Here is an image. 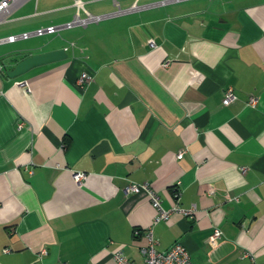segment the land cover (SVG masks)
<instances>
[{
  "label": "crops",
  "instance_id": "0c3cea01",
  "mask_svg": "<svg viewBox=\"0 0 264 264\" xmlns=\"http://www.w3.org/2000/svg\"><path fill=\"white\" fill-rule=\"evenodd\" d=\"M33 1L0 16V39L57 28L0 44V264H114L118 251L144 264L147 228L192 264H264V0H85L100 19L70 29L74 0ZM60 49L66 60L6 76ZM128 184L193 217L153 223Z\"/></svg>",
  "mask_w": 264,
  "mask_h": 264
},
{
  "label": "built area",
  "instance_id": "2783aa9c",
  "mask_svg": "<svg viewBox=\"0 0 264 264\" xmlns=\"http://www.w3.org/2000/svg\"><path fill=\"white\" fill-rule=\"evenodd\" d=\"M25 0H0V16L5 14L6 12L14 9L17 5L24 2ZM74 6L76 7L77 14L74 18V20L71 23H67L64 28L70 29L75 25L79 26H86L89 22L98 21L100 18L90 15L88 12H86L83 8L82 0H74ZM82 11L86 18L81 19L78 16V13ZM57 31V28L55 27H48L45 29H38L32 34L24 33L20 36H9L6 39H0V44L4 42H15L18 39H27L30 36H43L45 34H54ZM148 45L150 48H156V45L153 41H149ZM168 64H165L164 66H167ZM1 72V68H0ZM90 78L88 76H82L79 78L78 82L82 84L83 82L88 81ZM17 85L22 87L26 92H29V89L25 82H16ZM236 100V96L234 95L232 89H227L224 92V96L222 99L223 106L227 107L231 103H233ZM247 105L251 108H254L256 105V98L253 96H250ZM185 154V150L180 151L176 155V159L179 160L183 157ZM73 180L77 183H80L82 180H85L86 175L84 173H74L73 174ZM143 192L146 197L148 198L151 207L155 210L156 214L154 217V222L157 223L159 221H166L169 219L170 216L177 214L182 217H193V214L195 212V208L191 207L189 209H183L177 204L172 206L170 209L165 210L161 207L160 199L155 192V190L149 185V184H128L126 188L124 189V194H130V193H140ZM179 191L175 188L174 197L175 199H178L179 197ZM135 236L139 235L138 231L134 232ZM143 238L145 241V244L142 248V256L144 259V264H192L190 262L189 253L187 250L183 247L180 243H175L171 248H169L166 251H159L156 249V241L153 238L152 230L151 228H147L143 231ZM222 239V232L218 229H214L212 234L208 237L207 243L208 245L214 249L218 246L219 240ZM45 251H42L40 255H44ZM243 257H248V254L244 253ZM112 260L114 264H132V262L120 251L115 252L112 254Z\"/></svg>",
  "mask_w": 264,
  "mask_h": 264
},
{
  "label": "water",
  "instance_id": "95a60500",
  "mask_svg": "<svg viewBox=\"0 0 264 264\" xmlns=\"http://www.w3.org/2000/svg\"><path fill=\"white\" fill-rule=\"evenodd\" d=\"M66 59L67 54L63 49L30 56L17 63L12 70L7 71L6 76L9 79H15L23 76L33 68L57 63Z\"/></svg>",
  "mask_w": 264,
  "mask_h": 264
},
{
  "label": "rangeland",
  "instance_id": "374dc122",
  "mask_svg": "<svg viewBox=\"0 0 264 264\" xmlns=\"http://www.w3.org/2000/svg\"><path fill=\"white\" fill-rule=\"evenodd\" d=\"M36 1L39 5L44 6V7H48V8H52V7H55L57 5H63V4L65 5V4L72 3V0H34L33 2H31V5L34 4V2H36ZM82 3H83V8L88 9V6L85 4V0H82ZM41 8H43V7H41Z\"/></svg>",
  "mask_w": 264,
  "mask_h": 264
},
{
  "label": "trees",
  "instance_id": "16d2710c",
  "mask_svg": "<svg viewBox=\"0 0 264 264\" xmlns=\"http://www.w3.org/2000/svg\"><path fill=\"white\" fill-rule=\"evenodd\" d=\"M139 232V231H138Z\"/></svg>",
  "mask_w": 264,
  "mask_h": 264
}]
</instances>
